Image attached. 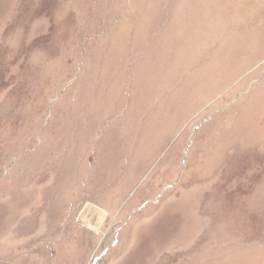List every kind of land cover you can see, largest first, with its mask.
<instances>
[{
	"label": "rangeland",
	"instance_id": "obj_1",
	"mask_svg": "<svg viewBox=\"0 0 264 264\" xmlns=\"http://www.w3.org/2000/svg\"><path fill=\"white\" fill-rule=\"evenodd\" d=\"M0 264H264V0H0Z\"/></svg>",
	"mask_w": 264,
	"mask_h": 264
}]
</instances>
